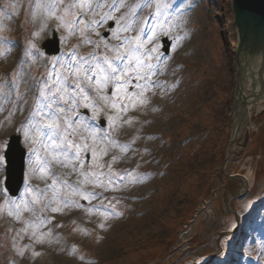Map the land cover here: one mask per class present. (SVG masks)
Here are the masks:
<instances>
[{
    "label": "rangeland",
    "instance_id": "obj_1",
    "mask_svg": "<svg viewBox=\"0 0 264 264\" xmlns=\"http://www.w3.org/2000/svg\"><path fill=\"white\" fill-rule=\"evenodd\" d=\"M127 17L134 20L132 27L124 25ZM0 27L4 29L0 37L11 41L0 45V51L11 49L0 55L4 61L0 60V75L12 70L14 82L20 85L0 95V161L10 135L25 120L27 107L36 100L39 108L29 85L31 72L52 73L50 88L59 111L66 109L64 101H75L78 114L85 108L86 101L66 82L71 78L81 83L89 96L87 108L97 117L117 115L108 94L113 86L96 90L95 77L90 81L85 76L88 67L107 70L104 57L123 55V61L113 63L127 66L130 77L147 76L141 83L157 81V87L144 93L149 103L128 113L135 120L132 125L117 119L113 128L109 122L110 141L101 140L98 132L104 135L107 129L95 127L82 113L73 118L75 111L68 109L60 117L51 108L42 109L49 124H60V130L40 132V125L33 123L23 130L30 149L27 186L16 199L21 202L19 217L8 215L15 209L0 192V264H264V111L249 109L247 124L232 139L237 73L232 0H0ZM54 30L60 35L61 49L71 51L72 57L45 54L42 43L52 38ZM164 37L172 43L169 54L163 51ZM30 43L36 47L25 56ZM151 49L155 51L145 55ZM65 120H75L73 134L78 142L90 130L98 134L88 140L98 158L86 161V168L107 174L111 165L112 172L130 175L105 190L83 183L79 172L59 163L41 172L45 159H51V149L45 147L47 133L61 131ZM121 137H128L129 150L118 144ZM114 139L119 145L117 160L107 163ZM248 170L253 173L248 191L238 179L223 173ZM4 175L5 164L0 162V187ZM54 179L57 191L75 203L68 208L60 204L61 212H51L46 207L53 199L49 188L39 203L23 207V201L39 194L35 190L45 189ZM65 180L79 183L86 192L100 193L101 198L86 202L63 188ZM240 193L243 198H234ZM98 204L114 205L115 212L105 217L100 211H88ZM240 204L247 209L243 215L238 214ZM38 216L50 222L34 228L29 222ZM23 228L28 234L17 245L29 247L21 257L12 240ZM34 230L44 234L43 243L30 239ZM223 231L227 233L222 235ZM34 251L39 255L33 256Z\"/></svg>",
    "mask_w": 264,
    "mask_h": 264
},
{
    "label": "snow or ice",
    "instance_id": "obj_2",
    "mask_svg": "<svg viewBox=\"0 0 264 264\" xmlns=\"http://www.w3.org/2000/svg\"><path fill=\"white\" fill-rule=\"evenodd\" d=\"M90 6V5H89ZM99 6V5H98ZM164 7H168L167 4L163 5ZM83 7V4L81 5ZM136 13L133 11L132 15H135ZM105 18H107V14H105ZM3 27H0V31H3ZM127 31V29H125ZM35 35H39V33H36ZM99 35V34H98ZM91 42V41H89ZM11 43L10 40H8L7 37H0V45H7ZM36 46L34 43H30L28 45V48L24 50V55H30V49H34ZM11 49L7 47H3V50L0 51V55H3L4 52H10ZM38 51V49H37ZM119 51V49H117ZM155 51V49L149 50L148 53H145V55L151 54V52ZM167 51V49H165ZM95 58V57H94ZM126 57L123 55H117L115 57H104V64L107 66V70L104 68H100L99 72H97V69L88 67L85 69V76L88 80H92L93 77H95V85L96 90H103V88H106L109 84L113 86V90L111 92L112 101H111V109L114 110L117 115L116 116H108L107 120L110 122L111 127H115L116 120L119 119L122 121L125 125H132L135 120L133 117L129 116L128 113L130 111L138 110L141 107H144L149 103L148 99L145 97L144 93L148 91L151 87H157L156 84L151 82L149 80L148 83H141L143 80H148L147 76L137 75L134 78L130 77L128 74L127 66L119 67L116 64L113 63L114 60L116 61H123ZM83 59V58H81ZM149 68H151V65H149ZM91 72L92 76H88L87 73ZM154 74V73H153ZM133 79H135V83L133 82ZM75 90L77 94L83 97V99L86 101L84 104V107H89L87 101L89 100L88 93L84 87L81 86V83H77L75 86ZM129 88L132 89V91H129ZM40 96H44L43 90L40 92ZM55 103V99L53 98L51 102L44 105V107L51 108L52 104ZM65 104H67V101H64ZM75 103V101H73ZM93 108H95V104L92 105ZM61 113H65L66 109L61 108ZM34 115H40L45 116L46 113L42 111H38L34 113ZM75 123V120H65L64 121V127L61 131H52L50 133H47V139L49 143L45 146L46 149H51L49 152V155L51 157L50 160L45 159L44 167L41 168V172H47L52 163H59L64 167H70L72 172H79V175L84 177L83 183L88 184L91 183L95 187H104L105 190H108V185H111L113 188L119 184L122 183L124 180L125 175H130V173H121L117 174L115 172L111 171V165H108L109 172L107 174L103 172H94L91 170V166L88 168L85 167L86 161L89 159L96 160L98 158V153L95 147H90L88 140L93 139L95 140L97 137V132L90 130L89 136H83L80 137V142L75 138L73 134V125ZM101 124L104 122L101 121ZM44 127L48 129H56L60 130V124H57L55 122L44 125ZM27 135V132L25 133ZM101 140H111V137L105 133L103 136L100 137ZM112 143H115V141H111ZM123 151L129 150L128 145L122 146ZM104 155H107V150L104 151ZM117 158L113 157V162H115ZM100 167H103V165H99ZM105 179L107 180V184H105ZM57 180L54 179L50 185L46 186L43 190H35L39 194L36 195L30 202L28 200L23 201V207L28 208L31 205H35L41 201V199L44 196V193L49 190V188L53 191V199L46 204V207L50 209L51 212L57 213L61 212L62 208L59 206L60 204L63 205L64 208L70 207L75 201H72L68 198V194H61L56 189ZM62 186L65 189L70 190V194L73 195H80L82 196L83 200L86 202H89L93 199H100V193L97 192H86L82 187L79 186V183L77 184H70L68 181H62ZM29 192H32V189L28 190ZM7 204H9L10 209H15V213H13L12 210L8 212V215L15 214L17 217L20 215L21 210V202H18L14 199H8L5 201ZM53 203H57L58 206L52 207L51 205ZM78 207H84L83 204H78ZM110 207V211L107 209ZM88 211L94 212V211H100L101 215L107 217L108 215H111L115 212V206L109 205L105 206L103 204H98L93 207H90ZM50 221L47 218H43L41 216L37 217L36 221L29 222L33 225L34 228H39ZM101 228L104 227L103 224L100 225ZM28 234V229L23 228L17 232L16 237L12 240V245L15 248H18L17 255L23 257L25 255V251L29 246L25 245L23 247H19L17 245V240L23 239V235ZM30 239H33L34 243H43L44 242V234L40 233V235H37V232L34 230L32 231L30 235ZM39 253L33 252V256H37ZM14 264V262H13Z\"/></svg>",
    "mask_w": 264,
    "mask_h": 264
},
{
    "label": "water",
    "instance_id": "obj_3",
    "mask_svg": "<svg viewBox=\"0 0 264 264\" xmlns=\"http://www.w3.org/2000/svg\"><path fill=\"white\" fill-rule=\"evenodd\" d=\"M233 8L238 30L236 98L243 101L250 95L259 102L264 98V0H233ZM45 47L58 52L56 40ZM24 156L19 137L14 136L6 152L7 186L12 192L23 179Z\"/></svg>",
    "mask_w": 264,
    "mask_h": 264
},
{
    "label": "bare ground",
    "instance_id": "obj_4",
    "mask_svg": "<svg viewBox=\"0 0 264 264\" xmlns=\"http://www.w3.org/2000/svg\"><path fill=\"white\" fill-rule=\"evenodd\" d=\"M143 6L144 5H142V7ZM133 21L134 20H132L131 17H127L125 22H124V25L126 27H132V22ZM262 101L257 103V104L254 103L253 101H250L249 102V106H250L249 109H251V110L252 109H256L258 112L261 111V110H264V107H263L264 100H262ZM250 103H252V104H250ZM238 113H239V110H236V112H235L236 118H234V127H233V132H235V136L236 137L240 134V132H238V131L242 127V121L240 119L241 118V114L239 113V115H238ZM240 175H241L240 178L242 179L243 187H245L246 189H249L253 185V173L250 170H248L246 173L240 174Z\"/></svg>",
    "mask_w": 264,
    "mask_h": 264
}]
</instances>
